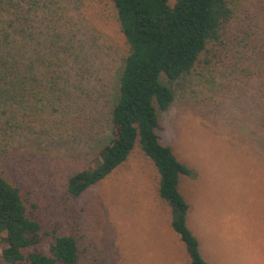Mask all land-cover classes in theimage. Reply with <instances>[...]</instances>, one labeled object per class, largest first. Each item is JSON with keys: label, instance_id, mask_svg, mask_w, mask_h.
Masks as SVG:
<instances>
[{"label": "rangeland", "instance_id": "374dc122", "mask_svg": "<svg viewBox=\"0 0 264 264\" xmlns=\"http://www.w3.org/2000/svg\"><path fill=\"white\" fill-rule=\"evenodd\" d=\"M6 1L0 73L15 67L28 84H0V174L40 222L41 247L54 230L79 236L78 264H190L138 146L79 198L67 192L112 134L128 52L112 0ZM230 3L210 61L175 81L162 76L175 94L158 133L194 171L180 190L204 258L264 264V0ZM0 264H9L1 250Z\"/></svg>", "mask_w": 264, "mask_h": 264}, {"label": "trees", "instance_id": "16d2710c", "mask_svg": "<svg viewBox=\"0 0 264 264\" xmlns=\"http://www.w3.org/2000/svg\"><path fill=\"white\" fill-rule=\"evenodd\" d=\"M2 2L7 1L0 0V9ZM112 2L128 46L109 112L112 134L85 168L69 176L67 192L79 198L124 163L138 146L156 169L159 197L170 207L171 227L184 243L190 264H212L204 258L200 240L188 225L190 204L180 190L182 176L194 175V171L161 141L159 111L170 108L175 94L162 76L175 81L192 73L208 63L215 46L223 43V32L233 17L230 0ZM2 73L0 84H28L20 69L8 67ZM3 95L0 92V98ZM41 243V224L30 214L20 188L0 174L3 260L9 264L79 263L76 233L53 230L47 251Z\"/></svg>", "mask_w": 264, "mask_h": 264}]
</instances>
